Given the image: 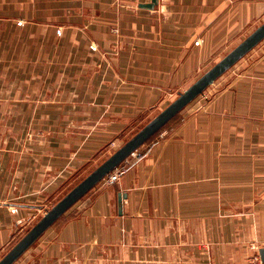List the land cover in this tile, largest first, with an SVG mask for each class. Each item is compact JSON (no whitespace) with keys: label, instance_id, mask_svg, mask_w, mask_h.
Masks as SVG:
<instances>
[{"label":"crops","instance_id":"1","mask_svg":"<svg viewBox=\"0 0 264 264\" xmlns=\"http://www.w3.org/2000/svg\"><path fill=\"white\" fill-rule=\"evenodd\" d=\"M120 1L0 0V259L264 16V0ZM218 89L14 264H245L264 238V41Z\"/></svg>","mask_w":264,"mask_h":264},{"label":"water","instance_id":"2","mask_svg":"<svg viewBox=\"0 0 264 264\" xmlns=\"http://www.w3.org/2000/svg\"><path fill=\"white\" fill-rule=\"evenodd\" d=\"M158 0H151L141 7L153 9ZM264 40V23L246 37L237 47L200 76L187 90L178 94L175 101L147 123L138 133L125 142L102 164L68 192L51 209L45 212L37 223L0 259V264L16 263L68 210H70L90 190L98 185L110 172L117 168L130 155L140 149L170 121L178 116L189 104L214 84L221 76L252 51ZM264 258V250H261Z\"/></svg>","mask_w":264,"mask_h":264},{"label":"rangeland","instance_id":"3","mask_svg":"<svg viewBox=\"0 0 264 264\" xmlns=\"http://www.w3.org/2000/svg\"><path fill=\"white\" fill-rule=\"evenodd\" d=\"M131 2L132 1H127V0H122V1H120V4L121 5H123V6H130L129 4H131ZM264 23V16H263V20H261L259 23H255L253 26H249L248 28H247V31H246V33L244 34V37H242L241 38V41L239 42V43H241L246 37H248L251 33H253L254 31H255V29H257L260 25H262ZM264 41V40H263ZM239 43H233V44H231V46L230 47H228L226 50H225V52H223V53H220L219 55H217L216 57H215V61L211 64V66L207 69V70H209L210 68H212L217 62H219L221 59H223L228 53H230L235 47H237L238 45H239ZM259 45V44H258ZM257 45V46H258ZM256 46V47H257ZM256 47L252 50V51H250L249 53L251 54V53H253L254 51H255V49H256ZM248 53V54H249ZM247 54V55H248ZM246 55V56H247ZM239 63V62H238ZM237 64V63H236ZM235 64V65H236ZM234 67V66H233ZM207 72V71H206ZM227 73V72H226ZM202 76V75H201ZM222 77L223 76H221L214 84H212L211 86H209L205 91H204V95H202V96H200L199 98H197L198 100V106L203 110H205L206 109V102L207 101H209L211 98H212V96L213 95H215L216 94V92L219 90L218 88L219 87H221V85H222ZM177 97H178V95H176L174 98H173V100L172 101H170L171 103L173 102V101H175L176 99H177ZM196 101V100H195ZM170 103V104H171ZM167 107V106H166ZM165 107V108H166ZM165 108H163V109H161V110H159V111H157L156 113H154V114H152L151 116H150V118L148 119V120H146L145 121V123L141 126V127H139L132 135H131V137H129L128 139H126L125 141H123L118 147H115L114 146V144L112 145L113 147H112V149L111 150H109V154L107 153V155H103V157H101V159L103 160V162L106 160V159H108L113 153H115L122 145H124L125 144V142H127L129 139H131L136 133H138L147 123H149L154 117H156L159 113H161ZM174 120H172V121H170L169 122V124H167L164 128H162L155 136H153L146 144H148V143H151L152 141H154L155 139H156V137L159 135V134H161V136H162V134L164 133V135L166 134H168L169 133V131H170V129H171V125H173L174 124V122H173ZM160 137V135L157 137V138H159ZM145 144V145H146ZM145 145L144 146H142V147H144V148H140L139 149V151L141 152V153H143V154H146L147 152H145L143 149H146L145 148ZM142 149V150H141ZM100 159V160H101ZM102 162V163H103ZM102 163H100V164H102ZM99 164V165H100ZM98 165V166H99ZM95 168H97V167H95ZM87 172H89V173H86L85 175H83L82 177H80V178H78L73 184H72V186L70 187V189H68L65 193H64V195H63V197L68 193V192H70L76 185H78L84 178H86L91 172L90 171H87ZM99 184H101V183H99ZM62 197V198H63ZM61 198V199H62ZM60 199V200H61ZM59 200V201H60ZM56 204V203H55ZM54 204V205H55ZM53 205V206H54ZM52 206V207H53ZM51 207V208H52ZM50 208V209H51ZM39 220V219H38ZM37 220V221H38ZM37 221H35V223L37 222ZM35 223H33L32 224V226L27 230V232L33 227V225L35 224ZM264 239V238H263ZM18 238L16 239V241H15V243L12 245V247L18 242ZM11 249V248H10ZM9 249V250H10ZM8 250V251H9ZM7 251V252H8ZM2 258V257H1Z\"/></svg>","mask_w":264,"mask_h":264},{"label":"built area","instance_id":"4","mask_svg":"<svg viewBox=\"0 0 264 264\" xmlns=\"http://www.w3.org/2000/svg\"><path fill=\"white\" fill-rule=\"evenodd\" d=\"M202 95H204V93ZM162 135H164V133ZM145 155L146 154L141 153L138 149L110 172L100 183L107 187L115 185L137 164V162L142 160ZM249 248L251 250V255L245 259V264H264V258L261 254V250H264V239L251 243Z\"/></svg>","mask_w":264,"mask_h":264},{"label":"trees","instance_id":"5","mask_svg":"<svg viewBox=\"0 0 264 264\" xmlns=\"http://www.w3.org/2000/svg\"><path fill=\"white\" fill-rule=\"evenodd\" d=\"M169 124V123H168Z\"/></svg>","mask_w":264,"mask_h":264}]
</instances>
